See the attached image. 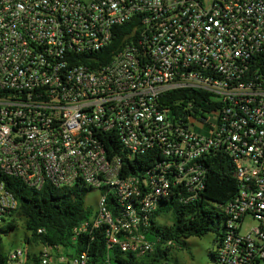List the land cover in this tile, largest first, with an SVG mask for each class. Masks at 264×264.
<instances>
[{
  "label": "built area",
  "instance_id": "1",
  "mask_svg": "<svg viewBox=\"0 0 264 264\" xmlns=\"http://www.w3.org/2000/svg\"><path fill=\"white\" fill-rule=\"evenodd\" d=\"M214 159L239 187L215 264H264V0H0V225L18 207L7 178L81 183L100 197L74 238L106 227L108 250L143 256L142 216L200 200ZM43 248L40 264L88 261Z\"/></svg>",
  "mask_w": 264,
  "mask_h": 264
},
{
  "label": "trees",
  "instance_id": "2",
  "mask_svg": "<svg viewBox=\"0 0 264 264\" xmlns=\"http://www.w3.org/2000/svg\"><path fill=\"white\" fill-rule=\"evenodd\" d=\"M124 28L125 26L121 27L120 35L107 48V60L122 41ZM181 94L186 98L199 95L196 92H174L169 96L176 98ZM144 165L138 157L136 161L129 162L128 170L130 173L143 171ZM207 168L206 187L200 200L183 202L181 197L175 196L159 202L157 209L146 219L142 216L140 231L154 244V251L143 256L134 252H123L119 247L108 250L106 227L98 229L93 235L74 238L75 229L93 215L85 202L87 194L92 191L89 187L78 183L70 188L46 185L42 190H35L18 180L7 178V188L15 195L18 207L11 220L0 226V264H11L12 252L4 247V237L18 229L19 221H22L26 231L24 244L27 247L24 251L28 264H40L41 252H33V245L48 248L56 256L64 254L68 260L86 253L87 264H177V260L172 262L170 252L173 248L188 250L189 239L215 233L214 244L217 245L221 241L223 232L221 234L219 229L223 218L222 207L233 200L239 190L230 163L226 160L219 162L214 159ZM54 189L59 191L55 193ZM132 206L136 211L141 207L139 202H133ZM107 207L115 218L124 214L123 205L114 199L107 202ZM216 207L221 210L217 211ZM167 215L172 217V223L162 225L160 218ZM16 249L18 248L14 251ZM211 255L215 262V253Z\"/></svg>",
  "mask_w": 264,
  "mask_h": 264
},
{
  "label": "rangeland",
  "instance_id": "3",
  "mask_svg": "<svg viewBox=\"0 0 264 264\" xmlns=\"http://www.w3.org/2000/svg\"><path fill=\"white\" fill-rule=\"evenodd\" d=\"M58 189H54V192H58ZM100 197V192L97 190L90 191L86 196V207L89 208L94 214L98 209V199ZM217 208V207H216ZM221 210L217 208V211ZM221 214V213H220ZM222 215V214H221ZM18 229L10 232L9 236L4 237V247L9 252H14V249L22 248L24 250L27 247L24 244V239L26 236V231L22 221H19ZM160 223L162 225H171L172 217L170 215L162 216L160 218ZM1 226V225H0ZM224 230V216L220 223L219 232L222 234ZM216 238L215 233H209L204 237H195L188 240V250L180 251L176 248H173L170 252V258L172 262L177 260V264H215L212 253L217 249V245L214 244V239ZM43 247L37 245L31 246V250L37 254L43 252ZM25 252V251H24ZM54 255V254H53ZM41 256V254L39 255ZM27 257L24 254L23 260L19 261L18 264H28ZM11 264H17V262L11 261ZM174 264V263H168Z\"/></svg>",
  "mask_w": 264,
  "mask_h": 264
}]
</instances>
